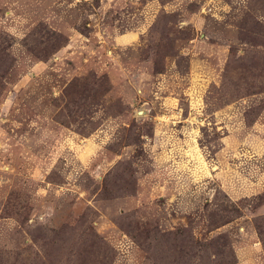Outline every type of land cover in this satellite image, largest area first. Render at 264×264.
Instances as JSON below:
<instances>
[{
    "label": "rangeland",
    "instance_id": "rangeland-1",
    "mask_svg": "<svg viewBox=\"0 0 264 264\" xmlns=\"http://www.w3.org/2000/svg\"><path fill=\"white\" fill-rule=\"evenodd\" d=\"M0 264H264V0H0Z\"/></svg>",
    "mask_w": 264,
    "mask_h": 264
}]
</instances>
